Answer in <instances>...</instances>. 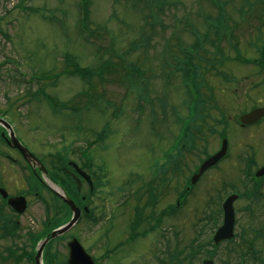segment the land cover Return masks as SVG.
<instances>
[{
  "label": "rangeland",
  "instance_id": "374dc122",
  "mask_svg": "<svg viewBox=\"0 0 264 264\" xmlns=\"http://www.w3.org/2000/svg\"><path fill=\"white\" fill-rule=\"evenodd\" d=\"M252 1L255 0H0V118L50 168L51 160L58 157L52 155L66 150V157L89 174L93 195L86 202L90 209L96 206V215L102 219H96L94 224L84 219L71 231L81 235L84 247L98 259V264H159L148 259L151 237L141 240L146 242H139L140 246L136 243V248L134 244L115 245L130 230L139 231L137 223L135 229L131 227V214L124 212L123 217H112L120 214L119 208L112 214L116 199L126 196L131 199L133 189H137V194L151 190L155 195L147 198L151 220L146 228L159 227L156 224L164 221L173 230L180 222L184 228L180 243L201 248L200 257L209 253L204 246L206 241L211 242V225L221 224L219 201L232 191H240L241 197L233 202L234 238L232 242L216 245L212 260L214 264H264V233L257 236L264 225V207L253 205L257 203V192L247 193L240 184L245 175L244 159L255 153L257 164L253 171L263 164L264 138L253 129L236 133L237 138L233 134L235 147L220 168L206 173L194 185L186 182L195 171L194 165L204 158V147L205 153H212L210 148L216 142L211 145L206 138L213 130L211 121L220 116L217 111H209L207 105L203 115L199 113L192 123L188 150L183 157L176 156L173 150L184 130L180 119L187 113V92L183 73H172L163 61L165 54L170 58L177 54L182 57L179 49L186 53L205 33L211 40L212 35L222 37L217 43L220 50L211 42L213 47L205 46L211 52L203 57L205 62L212 59L223 62L221 66L216 64V68L233 81L224 82L217 72L202 63L199 72L204 90L209 95L211 91L219 101L225 99L223 96L227 100L237 99L243 104L241 108L264 104L260 87L254 86L259 77H254L253 64L234 59V49L250 60L261 50L256 45L264 44V30L255 33L256 27L262 26L264 13L260 21L254 18L242 21L244 3ZM214 3H226L227 18L223 15L218 18L221 13ZM214 22L211 34L206 29L208 23ZM233 22L238 25L233 26ZM226 28L230 32L228 39L224 37L228 33ZM174 44L181 47L176 49ZM101 66L109 69L103 74L106 80H99L97 70ZM76 68L87 75H81ZM168 72L170 78L165 77ZM170 83L172 90L167 88ZM96 94L101 95V101L97 102ZM239 110L234 107L227 113L237 114ZM247 141L255 148H245ZM6 147L0 141V171L5 169L9 180L16 182L18 190H23L22 178L9 169L11 161L2 152L18 157ZM172 157L175 162L168 165ZM239 157L244 162L240 163ZM161 162L167 167L165 185L155 181L152 173V170L161 173ZM177 172L181 173L180 180ZM224 178L233 184L232 188L223 187ZM176 179L179 184H185L184 190L187 187L179 217L169 213V208H163L166 200L163 203L158 200L165 195L168 203L175 205L176 191L171 185L174 187ZM87 188L86 184L82 185L83 194ZM99 195L105 204L102 215ZM30 204L20 219L18 236L0 240V251L7 242H14L13 238L20 241L27 234L30 238L42 229V207L35 198ZM126 208L127 204L120 207L122 211ZM61 215L63 220L67 218ZM193 223L201 235L199 239L192 236L193 232L189 236L185 234V229ZM146 228L144 232L148 231ZM157 232L153 233L151 243L156 240ZM164 232L168 234L167 240L175 233L168 229ZM21 234L23 239L19 237ZM105 251L108 255L102 257ZM182 258V264H199L198 260L192 263L191 257Z\"/></svg>",
  "mask_w": 264,
  "mask_h": 264
},
{
  "label": "flooded vegetation",
  "instance_id": "af4514ba",
  "mask_svg": "<svg viewBox=\"0 0 264 264\" xmlns=\"http://www.w3.org/2000/svg\"><path fill=\"white\" fill-rule=\"evenodd\" d=\"M254 62H255L254 63L255 65H253V69H254V73H255L254 77L255 78H256V76L259 77L257 82H255L256 84H254V86L256 88L260 87V90L263 93L262 97H264V88L262 87V85H264L263 84L264 83V62H262V57H261V59H259V55L256 58H254ZM211 70L215 71L214 68H212ZM222 79H223L224 82L233 81V80H229L227 78H222ZM221 98H225V99L219 101L217 98H215L214 95H212L210 97V101H209V111H210V109H212L214 111H217L219 116H220L219 119L214 117L213 120L211 121V125H212V129L213 130H212V132H209V136H207V138H206V142H209V143L212 142L211 145H213V142H216L210 148L211 150L214 151L216 149L215 151H218V149L220 148L222 140H225L226 143H227L228 156L231 155L232 150L235 147V144L233 142V134H235V137L237 138V134L236 133H241L242 134V133H244L243 131L250 130V129L255 130L258 133L259 136H262V138H264V116H262L259 119H257V121L255 123L245 124V123L240 122V117L241 116L250 113L253 109L264 108V104L257 105L256 103H254L252 106H249V107L247 106L245 108H241V106L243 104H241L239 102V100H237V99H235V100L231 99L230 100V98H229V100H227L226 96H223ZM234 102H235V104H234ZM223 103H224V108H223ZM234 107L240 109L239 113H237V114L236 113L228 114L227 111L231 110V109H234ZM231 113H232V111H231ZM215 129H219V130H215ZM5 135H6V133H5ZM202 135H203V133H202ZM260 145L263 146V143H260ZM245 148H250V150H251L252 148H255V146H254L253 143L247 141ZM252 155H253V157H255V153H252ZM253 157H248L247 159H244V160H246L248 162L245 164V167L243 168V175L244 174L245 175L243 176V179H242L240 184H241V188L243 189V191H245L247 193H251V192H255V191L257 192V196L255 198L256 199L255 201L257 203H253V205L254 204H258V205H261L262 207H264V176L255 177L254 172L259 167L256 170H254V171L252 170V167H255V164H257V162L255 161V159ZM226 159L220 160L217 163V165L207 169L200 177H202L203 175H206V173L210 172L211 170L219 169L221 164ZM244 160L242 159V157H239V162L240 163L244 162ZM10 161L11 162L9 163V166H10L9 169L14 170L16 173L19 174V176L21 178H22V175H23L22 171H24V169H26V171L31 170V169L32 170L35 169V171L37 173L35 175L36 178H37V180H36L37 182H35V184L32 186V187L35 188L32 191L31 190L23 191L21 189L18 190V188H17L18 186L16 185V182L13 183L11 180H9L8 175L5 173V169H4L3 171H0V188L4 189L5 191H7L8 196H11V197L24 196L25 199H26V202H27V204L29 206L31 205L30 202H31L32 198H35L39 202V199L42 196L44 198H47L48 201L51 203V207L49 208L50 212H51V208H54L55 204L61 205L62 210L65 211L63 205L60 204L61 202L58 200V198L55 195H53L49 191L40 190L41 182L39 181V179L37 177L39 175L38 166L33 165V164L31 165V164H29L27 162L25 163L24 160L20 159V158L12 159ZM261 162H263V161H261ZM200 163H201V161L197 165H194V167L195 166L198 167V165ZM263 165H264V162H263V164L261 166H263ZM166 173H167V171H165L164 169H161V173L159 172L157 174H154L155 181H158V182H160V184H164L165 185L166 184V180L163 179V178L165 176L166 179H167L168 174L166 176ZM172 175H174V174L172 173ZM179 175H181V173L177 172L178 180H180V178H179L180 176ZM222 181H223L222 182L223 183V187L228 186L229 188H232L233 184L230 183V182H227V180L225 178ZM174 183H175L174 187H173V185H171V187L176 191V193H175V199H176L175 205H170L171 201H169V203H168L167 196H165V195H161L158 200H160L159 201L160 203H163L166 200L163 208H169L168 212H172V213H173V209H175L176 210V216L179 217L180 214H181L180 211L182 209V203H183L182 200H183V194H184V189H183L184 186L181 183L179 184V182H177V179H176V181H174ZM41 185H43V184H41ZM22 186L24 187L23 181H22ZM43 186H45V185H43ZM11 188H15L16 191H10ZM148 191H149V189H148ZM132 192L134 194H133V196H131V199L128 196L116 199V201H115L116 204L114 206V210H113L112 214H114L116 209H118V208L120 210V214H118L116 216H112V217H114V218H117V216L118 217L119 216L123 217V213L124 212H127L128 214H131L130 221H133V223L131 224V227L134 226L133 229H135V225L137 223L136 230H139V231H135L134 232V230H130L129 234H126V237L121 239L120 241L116 242L115 245H120L121 243L126 244L128 246H130V244H134V245H136V243L139 244V242L144 239L142 237L146 233V232H144V230H145V228H146V226L148 224V221L151 220L148 199L151 198L152 196H155L153 194V192H151V190H150L149 193L147 192L148 195H147V193L146 194H137V189H133ZM68 194H69V196L71 198L74 199L75 203L80 208H82L86 204L87 200L90 201V196H89L90 193L88 191H85V194H83L81 189H80L79 191L69 192ZM230 194H235L237 196V197L234 198V202H237V200L241 197V192L240 191L238 193L236 191H232L228 195H230ZM78 199H79V201H78ZM146 199H147V201H146ZM99 200H100V206H101L100 212H102L101 213V215H102L104 213V207H105V204H103V196L102 195H99ZM130 202H133V204H131ZM125 204L128 205V208H126V209H124L122 211L120 209V207L122 205H125ZM157 205H158V203H157ZM219 205H220V201H219ZM219 208L220 207H218V209ZM58 211H60L58 208L57 209H53V212H58ZM25 214L26 213L18 214L12 207L8 206L6 200L1 199V197H0V215H1L0 216V229L2 228L1 230L3 231L2 233H0V240H2L1 238L6 237L7 235L8 236H15V237L18 236V232L17 231L20 229V225H22V222H21L20 219ZM263 216H264V213H263ZM101 219H102V217L97 215V220L99 221ZM80 224H81V221L80 222L78 221L71 230H73L74 228L79 227L78 225H80ZM178 224H180V222L176 224V228H174L173 230L183 229L182 224H180L181 225L180 227H177ZM156 226H159V227H156V228L148 227V228H146V230H148V231H150V230H155V231L156 230H160V231H162L161 233H159L156 236V240L153 241L154 243H157V242L161 241L162 236H164L166 234V232H164V231H167V229L168 230H172L170 227L169 228L166 227L164 221L160 222L159 224H156ZM211 226H213L212 230L215 231L217 229V227L214 226V224L211 225ZM259 232H257V236H260V235H262V233H264V225H262V228H261V230H259ZM150 234L151 233H148V235H146V236H149ZM38 235H39V232L37 233V235L31 236L29 238V236L27 234L25 239L22 238V234L19 235V237L23 239V240H20V243L18 244V246H20V249H21V252H20L21 257H23L24 250L26 251L27 254L32 253V250H34V248H35L34 251L37 250L36 243H35L34 239L37 238ZM101 236L104 238L103 234H101ZM73 237L79 239L80 242L82 243L81 235L74 230V231H72L71 237L69 239H67L66 241L64 239H61V240H57V242H55L50 247H48V245H47L46 248L43 250V258H46L48 254H51V255H55V257L57 259L66 261L67 257H68L67 243ZM226 241H229V240H226ZM223 242H225V241H221L220 243H223ZM231 242H232V240H231ZM231 242H228V243H231ZM149 244H151V238H150ZM179 245H180V240H178L177 246H179ZM6 247H7V243L2 247V250L0 252H3ZM250 247L252 249V245H250ZM215 248L216 247L212 246V248L210 250V253H211L210 256L211 257H214L213 253H214V249ZM164 250H165V248H163L159 253H161L163 255V251ZM154 251H156V252L158 251L157 247L154 248ZM192 253H193V256H194L197 252L195 250H193ZM159 263H161V262H159Z\"/></svg>",
  "mask_w": 264,
  "mask_h": 264
},
{
  "label": "water",
  "instance_id": "95a60500",
  "mask_svg": "<svg viewBox=\"0 0 264 264\" xmlns=\"http://www.w3.org/2000/svg\"><path fill=\"white\" fill-rule=\"evenodd\" d=\"M257 115H259V111H255V112L245 116L244 118H242V120H244L246 122H251L255 119L254 117H257ZM1 121L2 120H0V122ZM10 141L12 143V146L14 148H16L17 150H19V152L22 154V156L25 159H27L28 161L36 162L40 166L41 170H43L41 164L37 161V159L29 151H27L26 148H24L19 143V141L14 137L12 131H11ZM224 153H225V146L223 144L221 150L218 153H216L214 156L208 158L200 166V168L198 170V174H196L192 177L191 183H195L196 179L204 171V169H206L209 166H212L221 156L224 155ZM70 165H72L75 168L76 172L79 173L81 176H83L89 182V177L86 176L83 172H81L76 167V165H74L72 163H70ZM256 175L257 176L264 175V166L257 171ZM233 199H234V196H230L229 198H227V200L223 204V212H224L223 224L217 230V232L215 233V235L213 237V241L215 243H217L223 239H230L232 237V229H233V223H234V214H233V208H232V200ZM65 201L69 205V207L71 208L72 219L70 220V222L65 227H63L62 229L60 228V229H57V230L51 232L49 234V236L44 239V241L41 244L39 254L42 250V247L48 242L49 239L54 238L57 235L65 232L67 229H69L77 221V219L79 217L80 211L77 207H75L74 203L71 200H69L68 198H66ZM9 203L13 207H15L19 212H22L25 208V201L23 198H12L9 200ZM69 246H70V253H69V258H68L69 264H94L91 257L88 256L83 251V249L80 247V245L77 242L72 241L69 244ZM203 264H212V262L211 261H204Z\"/></svg>",
  "mask_w": 264,
  "mask_h": 264
},
{
  "label": "trees",
  "instance_id": "16d2710c",
  "mask_svg": "<svg viewBox=\"0 0 264 264\" xmlns=\"http://www.w3.org/2000/svg\"><path fill=\"white\" fill-rule=\"evenodd\" d=\"M86 26H85V24L84 23H82V29H84ZM108 68L107 67H102L101 66V68L100 69H98L97 70V72L99 73V80L101 79V80H103V74H104V72H105V70H107ZM76 70L77 71H79L80 73H81V75H87V74H84L85 73V71L84 70H82V72H81V70L80 69H78V68H76ZM108 71H109V69H108ZM91 74V73H90ZM81 95H83V94H81ZM80 95V96H81ZM80 96H78V98L80 97ZM89 96V95H88ZM90 97V96H89ZM99 139L101 140L102 139V133L100 134V136H99ZM96 140H97V137H96ZM60 158H61V161H62V165L63 166H61L59 169L60 170H58L57 172H55V171H52V173L51 174H53V176L54 177H57V176H62V175H60V173H62V171H63V169H62V167H64V165H66V152L63 154V155H61L60 156ZM63 176H65V177H67L68 178V180L70 181V184H69V186H66V187H64L62 184V186H63V188L65 189V190H73V191H75L76 190V187H75V184L72 182V180L67 176V175H63ZM93 214V211L92 210H90L87 214H85L86 216H87V218H88V220L90 221V222H93L92 224H94L96 221V219H95V217H92L91 215ZM56 224V223H55Z\"/></svg>",
  "mask_w": 264,
  "mask_h": 264
}]
</instances>
